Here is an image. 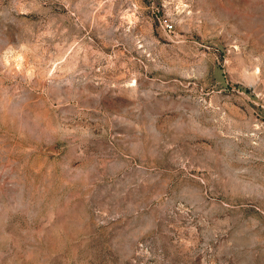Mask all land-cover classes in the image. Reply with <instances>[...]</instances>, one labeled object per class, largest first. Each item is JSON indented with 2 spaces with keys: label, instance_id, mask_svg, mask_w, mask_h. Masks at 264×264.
Listing matches in <instances>:
<instances>
[{
  "label": "rangeland",
  "instance_id": "obj_1",
  "mask_svg": "<svg viewBox=\"0 0 264 264\" xmlns=\"http://www.w3.org/2000/svg\"><path fill=\"white\" fill-rule=\"evenodd\" d=\"M0 264H264V0H0Z\"/></svg>",
  "mask_w": 264,
  "mask_h": 264
}]
</instances>
